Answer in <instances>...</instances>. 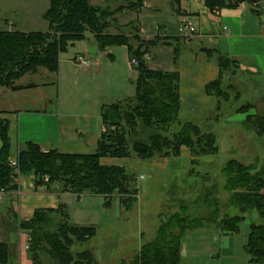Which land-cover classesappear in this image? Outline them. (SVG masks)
<instances>
[{
    "label": "trees",
    "instance_id": "1",
    "mask_svg": "<svg viewBox=\"0 0 264 264\" xmlns=\"http://www.w3.org/2000/svg\"><path fill=\"white\" fill-rule=\"evenodd\" d=\"M121 5L115 9L94 7L90 0H50L43 18L47 32L0 31V88L17 91L15 82L39 68L57 73L59 55L67 50L70 42L80 41L85 34L93 35L100 50L108 47H126L129 60H136L134 96L101 108L104 127L97 148L89 155H67L57 151L44 153L33 144L26 143L19 152L16 167L10 166L11 152L8 123L0 119V192L16 189L19 175H35V185L48 190L68 191L76 196H100L109 208L113 197L120 206L131 210L137 202L136 179L124 167L103 166L101 158H133L150 161L155 158L179 156L182 147L189 149L194 158L213 156L218 147L213 134H203L198 126L185 123L180 131L168 137L171 127L179 125L180 97L177 72L151 70L146 66L145 55L149 48L158 45L172 46L173 64L177 63L185 39L182 37L159 38L144 41L134 24L123 28L119 35H109L107 29L117 26L115 14L124 10L138 11L143 0H113ZM175 7L180 0H169ZM211 15L224 9L234 10L246 4L257 13L264 0H202ZM178 13H180L177 10ZM207 58L216 57L219 77L205 87L207 95L217 100L220 109L225 97L222 80L232 74L236 62L217 49L201 48ZM238 95V94H237ZM236 95V96H237ZM237 98V97H236ZM242 108V107H241ZM244 108H251L249 105ZM242 108V109H244ZM258 115V114H257ZM247 117L246 123L261 134L264 114ZM144 135L143 138H141ZM227 177V190L233 198L238 215L200 221L178 214L162 221L153 241L141 250L134 264H181V238L187 230L213 224L222 234L235 235L246 216L256 212L258 223L249 226L244 252L251 264H264V166L259 170L235 160L223 169ZM45 177H48L45 180ZM9 214H12L8 209ZM21 231L27 233L28 255L32 264H94L91 253L72 255L75 243L93 239L96 229L79 228L69 222L65 208L56 211L38 210L29 221L20 222ZM47 260V263L43 259ZM7 262V249L0 244V263Z\"/></svg>",
    "mask_w": 264,
    "mask_h": 264
},
{
    "label": "crops",
    "instance_id": "2",
    "mask_svg": "<svg viewBox=\"0 0 264 264\" xmlns=\"http://www.w3.org/2000/svg\"><path fill=\"white\" fill-rule=\"evenodd\" d=\"M116 4L114 9L120 6ZM114 18L117 26L107 29L109 35H119L124 27L134 24L144 41L155 37L185 39L176 64L172 60V46L151 47L144 57L145 62L150 63L146 66L151 70L178 73L180 111L185 117L203 116L215 106V99L206 94L205 87L219 77V67L216 57H205L199 51L201 48L217 49L236 62L234 69L264 80L263 3L257 7V13L243 4L237 9H224L218 15H211L202 0H180L177 7L169 0H143L138 11L124 10L115 14ZM186 26L195 30L188 38L183 34ZM16 28L11 24L6 32H19ZM77 55L85 56L91 66L85 70L77 69L73 64ZM133 72L136 75L134 67L130 66L126 47L113 46L100 50L93 35L87 33L82 40L70 42L67 50L59 55L57 73L39 68L15 82L21 89L0 88V119L9 126L10 161L17 160L26 143L37 145L44 153H94L104 128L101 108L134 96V85L131 80L129 82V73ZM241 97L239 93L237 99ZM248 105L255 110L256 103ZM180 151L179 157L162 161L101 158L100 164L124 167L126 170L141 167L171 178L178 166L186 169L190 166L189 150L182 147ZM35 180L33 173L19 175L14 183L15 190L0 192V244L7 249V262L0 264H31L25 249L28 236L21 231L20 222L31 220L38 210L56 211L64 207L66 213L69 202L73 199L81 201V196L68 191L36 186ZM115 199L120 206L119 199ZM69 222L79 228L92 227L78 219H69ZM223 237V243L218 245L219 260L251 264L244 252L247 236L239 251L229 243L234 235L225 233ZM181 257L184 258L183 255Z\"/></svg>",
    "mask_w": 264,
    "mask_h": 264
},
{
    "label": "rangeland",
    "instance_id": "3",
    "mask_svg": "<svg viewBox=\"0 0 264 264\" xmlns=\"http://www.w3.org/2000/svg\"><path fill=\"white\" fill-rule=\"evenodd\" d=\"M49 2L50 0H0V31H8L11 24L19 32L46 31L48 25L43 16L49 8ZM90 3L110 9L117 5L113 0H90ZM231 73L222 80L226 95L221 100L219 110L216 109L217 100L213 97L214 108L203 116L185 117L180 111L179 125L172 126L168 135L171 137L173 133L179 132L181 125L185 123L194 124L203 134L214 135L217 154L196 158V165H192L194 158L191 156L190 166L187 169L178 166L179 169L171 178L141 167L127 170L134 175L138 190L137 202L128 211L118 205L115 197L112 198L111 209L104 206V200L100 196L81 195V201L78 202L73 199L66 207L68 219H78L86 226L95 227L96 235L88 242L71 246L69 251L72 255L89 252L94 264H134L143 247L154 240L160 223L176 214L202 220L204 223L215 215L220 219L239 214L227 190V177L223 169L231 160L257 170L264 166V129L259 135L246 123L247 117L264 114V80L236 69ZM135 76L134 72L129 73L132 85ZM239 93L242 96L240 100L236 98ZM248 103H256L255 110L244 108ZM254 111L257 112L253 115ZM143 137L144 135L141 138ZM180 154L181 151L179 156ZM165 159L171 158L153 160ZM252 223H258L256 212L246 216L239 232L230 240L229 243L236 251L245 244ZM223 238V234L210 223L203 228L187 230L181 238V255L184 256L181 264H232L230 260L217 258L218 245L223 243ZM43 260L47 263L45 258Z\"/></svg>",
    "mask_w": 264,
    "mask_h": 264
},
{
    "label": "built area",
    "instance_id": "4",
    "mask_svg": "<svg viewBox=\"0 0 264 264\" xmlns=\"http://www.w3.org/2000/svg\"><path fill=\"white\" fill-rule=\"evenodd\" d=\"M194 33H195L194 28H192L190 26L184 27L183 34H185L184 36L186 38H188L189 36H192ZM73 64L79 70H85V69H88L91 66V62L85 56H83V55H77V56H75L73 58ZM137 65H138V62L136 60L130 61V66L131 67H135ZM103 130H104V128H103ZM10 166L12 168H15L16 167V160L10 161ZM28 242H29V238L27 237V246L25 247L26 250L28 249Z\"/></svg>",
    "mask_w": 264,
    "mask_h": 264
}]
</instances>
